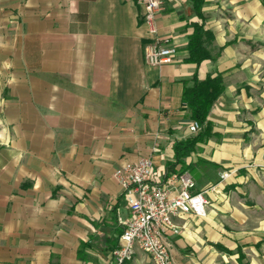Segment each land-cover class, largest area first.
Returning a JSON list of instances; mask_svg holds the SVG:
<instances>
[{"label":"crops","instance_id":"obj_1","mask_svg":"<svg viewBox=\"0 0 264 264\" xmlns=\"http://www.w3.org/2000/svg\"><path fill=\"white\" fill-rule=\"evenodd\" d=\"M172 62L149 66L134 0H0V264H110L129 216L113 172L141 157L187 172L208 205L174 220L176 264H259L264 243V27L260 0H161ZM247 16L253 24L248 25ZM214 60L189 63L193 25ZM220 75L210 136H195L183 81ZM230 176L222 180V173ZM222 247L233 254L226 253ZM247 259V260H246ZM125 264H151L136 250Z\"/></svg>","mask_w":264,"mask_h":264},{"label":"built area","instance_id":"obj_2","mask_svg":"<svg viewBox=\"0 0 264 264\" xmlns=\"http://www.w3.org/2000/svg\"><path fill=\"white\" fill-rule=\"evenodd\" d=\"M134 1L143 10L142 22L149 39L143 50L144 62L149 66L172 62L177 48L170 37L159 34L157 26L161 0ZM188 130L197 134L201 126L192 120ZM228 176L223 174L221 179ZM112 177L122 190L129 216L119 220L122 233L110 264H125L137 249L148 255L151 264H176L169 238V233L179 231L174 220L187 215L204 217L208 205L204 193L195 191L196 184L187 172L177 174L165 169L157 174L149 157L123 164Z\"/></svg>","mask_w":264,"mask_h":264},{"label":"trees","instance_id":"obj_3","mask_svg":"<svg viewBox=\"0 0 264 264\" xmlns=\"http://www.w3.org/2000/svg\"><path fill=\"white\" fill-rule=\"evenodd\" d=\"M196 14L204 20L200 10L205 0H191ZM214 40L213 34L205 30L201 25L194 24L193 32L189 37L187 44L188 58L187 62L200 65L205 60H214L217 55H212L208 47ZM223 81L220 75L215 77L208 76L203 81H198L196 74L191 79L183 81L182 105L189 112V117L201 126V130L193 137L184 141L176 142L173 146L176 164L183 167V160L189 156L195 149V146L206 140L210 136V126L207 122V116L211 106L223 92ZM223 249L222 247H219ZM228 254L232 251L223 249ZM243 255L238 251V260L241 264Z\"/></svg>","mask_w":264,"mask_h":264},{"label":"rangeland","instance_id":"obj_4","mask_svg":"<svg viewBox=\"0 0 264 264\" xmlns=\"http://www.w3.org/2000/svg\"><path fill=\"white\" fill-rule=\"evenodd\" d=\"M260 2H261V4H262V20H261V23H260V25H259V23L258 24H254L255 25V27H264V0H260ZM249 19L247 20V24L248 25H250V24H253V22H252V20H251V17H249V16H247ZM223 174H229V176H230V173L229 172H224V173H222V175ZM228 176V177H229ZM227 179V178H226ZM260 210H262V212H264V208H262L261 207V209ZM262 218H264V215H262L261 216ZM256 247L257 248H259V255H258V262H259V264H264V243H262V244H259L258 246L256 245ZM115 250V249H114ZM113 250V251H114ZM112 251V252H113ZM111 258H112V255H111ZM247 260V259H246ZM110 261H111V259H110ZM244 263V262H243ZM229 264H236L235 263V261H234V259L233 258H231L230 260H229Z\"/></svg>","mask_w":264,"mask_h":264}]
</instances>
